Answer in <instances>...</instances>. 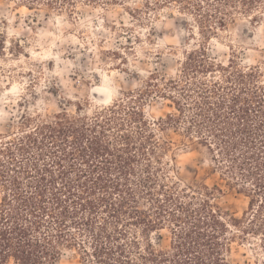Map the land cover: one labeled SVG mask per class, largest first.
Segmentation results:
<instances>
[{
    "label": "trees",
    "instance_id": "16d2710c",
    "mask_svg": "<svg viewBox=\"0 0 264 264\" xmlns=\"http://www.w3.org/2000/svg\"><path fill=\"white\" fill-rule=\"evenodd\" d=\"M127 2L19 3L74 16L79 7ZM143 2L132 19L174 6L197 44L183 52L174 78L150 74L142 89L92 111L76 104L74 112L21 116L16 131L0 137V264H59L64 251H75L79 264H232V245L249 238L264 264V74L234 57L217 63L210 49L236 15L258 23L264 0ZM154 99L173 112L148 119ZM178 150L208 155L224 186L247 200L241 217L220 205L221 186L183 179ZM167 156L173 177L164 173Z\"/></svg>",
    "mask_w": 264,
    "mask_h": 264
},
{
    "label": "rangeland",
    "instance_id": "374dc122",
    "mask_svg": "<svg viewBox=\"0 0 264 264\" xmlns=\"http://www.w3.org/2000/svg\"><path fill=\"white\" fill-rule=\"evenodd\" d=\"M19 2L0 0V34L6 42L0 53V137L15 132L21 116L51 115L61 108L74 112L76 104L92 111L109 106L119 92L142 89L150 74L174 78L183 52L197 44L188 42L189 18L174 6L132 19L129 13L134 9L145 11L143 0L106 9L79 7L74 16L44 8L31 11ZM254 14L261 16L258 23L236 15L212 38L210 49L217 63L227 64L234 57L243 67H259L264 74V10ZM172 112L167 102L157 99L144 108L146 117L154 120ZM175 159L183 179L221 186L220 205L229 214L242 216L247 200L224 186L204 151L178 150ZM162 164L164 173L173 177L175 163L170 156ZM142 204L148 203L142 200ZM160 234L166 245L168 232ZM258 245L254 238L233 244L230 261L259 263ZM78 261L75 251H64L59 264Z\"/></svg>",
    "mask_w": 264,
    "mask_h": 264
}]
</instances>
